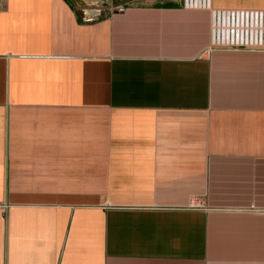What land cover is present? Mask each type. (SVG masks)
<instances>
[{
    "label": "crops",
    "instance_id": "obj_1",
    "mask_svg": "<svg viewBox=\"0 0 264 264\" xmlns=\"http://www.w3.org/2000/svg\"><path fill=\"white\" fill-rule=\"evenodd\" d=\"M251 11L0 0V264H264V50L222 43Z\"/></svg>",
    "mask_w": 264,
    "mask_h": 264
},
{
    "label": "built area",
    "instance_id": "obj_2",
    "mask_svg": "<svg viewBox=\"0 0 264 264\" xmlns=\"http://www.w3.org/2000/svg\"><path fill=\"white\" fill-rule=\"evenodd\" d=\"M229 18L230 33L222 43L232 47L264 50V11L232 13Z\"/></svg>",
    "mask_w": 264,
    "mask_h": 264
},
{
    "label": "rangeland",
    "instance_id": "obj_3",
    "mask_svg": "<svg viewBox=\"0 0 264 264\" xmlns=\"http://www.w3.org/2000/svg\"><path fill=\"white\" fill-rule=\"evenodd\" d=\"M195 206H198V208H201V207L202 208H209L208 206H205V205H202V204H198V203Z\"/></svg>",
    "mask_w": 264,
    "mask_h": 264
}]
</instances>
